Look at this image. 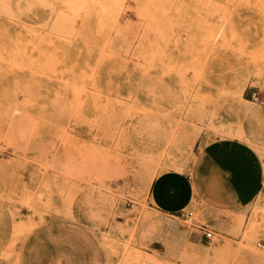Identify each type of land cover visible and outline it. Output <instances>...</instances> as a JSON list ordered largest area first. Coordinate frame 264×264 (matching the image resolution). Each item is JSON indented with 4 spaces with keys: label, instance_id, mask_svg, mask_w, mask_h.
<instances>
[{
    "label": "rangeland",
    "instance_id": "374dc122",
    "mask_svg": "<svg viewBox=\"0 0 264 264\" xmlns=\"http://www.w3.org/2000/svg\"><path fill=\"white\" fill-rule=\"evenodd\" d=\"M220 137L255 149L263 182L208 217ZM0 155L20 235L92 237L94 264H264V0H0ZM162 170L190 179L182 209L211 241L152 202Z\"/></svg>",
    "mask_w": 264,
    "mask_h": 264
},
{
    "label": "crops",
    "instance_id": "0c3cea01",
    "mask_svg": "<svg viewBox=\"0 0 264 264\" xmlns=\"http://www.w3.org/2000/svg\"><path fill=\"white\" fill-rule=\"evenodd\" d=\"M201 152L211 180L212 202L206 216L212 217L220 209L237 211L248 206L263 182V169L255 149L245 140L220 137L203 143ZM162 173L153 179L150 187V199L155 206L169 213L194 206L190 179L179 172ZM16 178L12 160L0 155V264H94L98 261L92 237L87 238L90 247L84 248L82 237L60 234L57 228L36 227L19 234V212L11 199ZM196 236L201 240L200 234Z\"/></svg>",
    "mask_w": 264,
    "mask_h": 264
},
{
    "label": "built area",
    "instance_id": "2783aa9c",
    "mask_svg": "<svg viewBox=\"0 0 264 264\" xmlns=\"http://www.w3.org/2000/svg\"><path fill=\"white\" fill-rule=\"evenodd\" d=\"M177 214L185 223L189 224L196 233L200 234V236L208 241L213 239L214 232L212 229H210L207 223L196 220L192 209H180ZM257 244L260 245L261 243L258 242Z\"/></svg>",
    "mask_w": 264,
    "mask_h": 264
},
{
    "label": "bare ground",
    "instance_id": "6f19581e",
    "mask_svg": "<svg viewBox=\"0 0 264 264\" xmlns=\"http://www.w3.org/2000/svg\"><path fill=\"white\" fill-rule=\"evenodd\" d=\"M62 1V0H61ZM82 1V0H81ZM73 2V1H72ZM73 3H75V2H73ZM29 5V4H28ZM43 6H44V4H42ZM101 5V4H100ZM74 6L76 7V5L74 4L73 5V8H74ZM28 7H30V6H28ZM77 8V7H76ZM17 9V8H16ZM27 9V8H26ZM10 10V9H9ZM78 12V11H77ZM101 12V11H100ZM20 13V12H19ZM12 15V14H11ZM15 18V17H14ZM30 35V34H29ZM38 35V34H37ZM30 37V36H29ZM28 42H29V40H28ZM31 43V42H30ZM41 43V42H40ZM32 45H33V42H32ZM24 51V50H23ZM25 52V51H24ZM28 60H30V59H28ZM4 64V63H3ZM15 64V63H14ZM17 66V65H16ZM233 94V93H232ZM14 109V108H13ZM17 109V108H16ZM19 110V109H18ZM21 110V109H20ZM15 111V110H14ZM26 112V111H25ZM27 115H28V112H27ZM19 119V118H18ZM21 119V118H20ZM14 120V119H13ZM185 142V141H184ZM164 171H166V170H162V171H160V172H158V173H154L153 175H151V181H153V179L157 176V175H159L160 173H162V172H164ZM146 195V194H145ZM192 252V251H191ZM204 254H206V253H204ZM207 255V254H206Z\"/></svg>",
    "mask_w": 264,
    "mask_h": 264
}]
</instances>
